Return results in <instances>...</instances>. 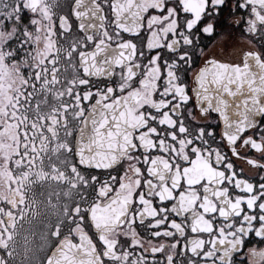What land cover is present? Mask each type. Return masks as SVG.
Masks as SVG:
<instances>
[{"label": "snow or ice", "instance_id": "obj_1", "mask_svg": "<svg viewBox=\"0 0 264 264\" xmlns=\"http://www.w3.org/2000/svg\"><path fill=\"white\" fill-rule=\"evenodd\" d=\"M0 264H264V0H0Z\"/></svg>", "mask_w": 264, "mask_h": 264}]
</instances>
